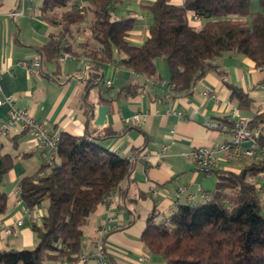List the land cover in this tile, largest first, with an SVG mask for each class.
Listing matches in <instances>:
<instances>
[{
	"label": "trees",
	"instance_id": "obj_1",
	"mask_svg": "<svg viewBox=\"0 0 264 264\" xmlns=\"http://www.w3.org/2000/svg\"><path fill=\"white\" fill-rule=\"evenodd\" d=\"M43 1L44 19L58 32L51 34L43 49L41 67L47 62L59 65L70 54L90 62L89 83L99 76L92 74L93 68L112 62L153 79L156 60L161 58L170 68L169 86L174 92L189 95L215 72L241 110L253 106L249 94L227 81L218 61L239 54L264 69V0H259L262 10L257 12L251 10L253 0H184L182 5L156 0L148 7L152 22L140 46L129 40L136 19L116 12L125 0H90L83 5L76 0ZM121 93L135 96L141 87L130 85ZM232 124L228 116L220 118L218 129L229 131ZM248 127L256 135L257 155L237 159L243 163L239 172L213 170L217 185L204 201L180 203L159 221L156 212L148 218L142 240L165 264H264V199L256 183L264 174L260 157L264 112L257 111ZM120 135L111 129L96 136L59 135L54 164L43 163L38 172L45 175L37 173L19 182V197L26 208L42 209L48 203L40 224L31 225L38 244L33 249L0 250V264H74L79 259L90 216L133 171L134 160L120 157L103 144ZM16 160L0 145V215L8 203L1 186Z\"/></svg>",
	"mask_w": 264,
	"mask_h": 264
},
{
	"label": "crops",
	"instance_id": "obj_2",
	"mask_svg": "<svg viewBox=\"0 0 264 264\" xmlns=\"http://www.w3.org/2000/svg\"><path fill=\"white\" fill-rule=\"evenodd\" d=\"M155 1L125 0L116 11L119 17L136 19L129 38L135 45H142L149 36L152 15L148 7ZM183 1L169 0L174 5H182ZM43 4V0H0V88L11 96L14 108L30 110L37 121L46 123L58 135L66 132L96 136L106 129L121 134L103 144L120 157L133 159V171L117 193L90 216L80 255L96 251L94 240L106 224L109 230L104 239L110 264H165L161 257L149 252L142 240L148 218L156 212L159 221L180 203L204 201L215 190L216 172L200 171L192 152L203 146L217 148L231 140L227 129L210 123L218 124L227 116L250 121L257 111L264 112V69L239 54L225 55L218 61L227 81L252 97L249 110L239 108L230 88L215 72L206 75L189 95L174 92L169 86L170 68L163 61H156L157 75L153 79L112 62L93 68L92 74L99 76L89 83L92 66L84 57H69L59 65L43 63L30 72L20 62H42L45 45L51 34L58 32L44 19ZM251 10H262L259 0L252 1ZM82 41L79 38L77 43ZM108 82L112 84L108 86ZM130 85L140 86L141 93L121 95ZM205 93L216 95L217 101ZM100 106H109L110 111L104 124L96 126ZM233 107H237V115ZM9 110L7 104L0 107V125L7 120ZM136 117L139 122H135ZM0 145L5 153L17 157L1 186L8 196L6 211L0 215L1 229L24 217V205L17 192L19 182L36 175L43 161L36 138L25 131L0 136ZM27 153L34 155L23 158ZM216 156L219 164L214 170L239 172L243 166L224 152ZM256 183L264 199V174ZM176 193L180 195L178 201ZM167 209L171 212L166 213ZM31 225L25 223L12 237H0V250L35 246L38 239ZM85 264L96 262L89 260Z\"/></svg>",
	"mask_w": 264,
	"mask_h": 264
},
{
	"label": "built area",
	"instance_id": "obj_3",
	"mask_svg": "<svg viewBox=\"0 0 264 264\" xmlns=\"http://www.w3.org/2000/svg\"><path fill=\"white\" fill-rule=\"evenodd\" d=\"M25 2H34L37 0H23ZM75 58L70 54H65L61 61L66 58ZM22 66L33 72L35 69L41 67V62L37 61H27L23 60L20 62ZM112 82H108L107 85L110 86ZM206 96H210L212 99L217 101V97L214 94L209 95L205 93ZM11 96L5 95L0 88V107L7 104L10 106L8 118L5 122L0 125V136L8 137L11 133L27 132L33 135L39 145V153L43 163L47 166H52L57 158L59 135L52 132L46 123L37 121L30 110L25 108H14L12 106ZM233 112L236 114L238 112L237 107H233ZM179 116H183L182 112L177 113ZM237 115V114H236ZM233 124L229 128L231 133V140L219 145L217 148L203 146L198 147L192 152V157L198 164L200 171L204 173L212 172L219 164V159L216 156L218 152H224L231 159H248L255 157L257 152L256 148V135L249 129V120L234 116L232 119ZM135 122H139L138 117H136ZM211 126L219 128L217 123H210ZM260 157L264 159V151L261 152ZM130 161H133L131 159ZM44 172L38 173V177H43ZM18 194H20V187L17 189ZM207 198V197H206ZM110 199V198H109ZM107 199L106 201H108ZM175 199L178 201L180 199L179 193L175 194ZM171 210L167 209L166 213H170ZM24 217L18 220L13 226H2L0 229V237L9 238L14 236L20 227L25 223L29 224H40L43 217L41 209L30 210L24 206L23 209ZM109 228L104 224L98 230V236L95 238L94 243L96 245V251L91 254H82L79 259L74 262V264H85L89 260H93L96 264H110L109 251L105 246V236Z\"/></svg>",
	"mask_w": 264,
	"mask_h": 264
},
{
	"label": "water",
	"instance_id": "obj_4",
	"mask_svg": "<svg viewBox=\"0 0 264 264\" xmlns=\"http://www.w3.org/2000/svg\"><path fill=\"white\" fill-rule=\"evenodd\" d=\"M110 111L109 106H100L98 107V116L95 120L96 126H102L104 122L106 121V117Z\"/></svg>",
	"mask_w": 264,
	"mask_h": 264
},
{
	"label": "rangeland",
	"instance_id": "obj_5",
	"mask_svg": "<svg viewBox=\"0 0 264 264\" xmlns=\"http://www.w3.org/2000/svg\"><path fill=\"white\" fill-rule=\"evenodd\" d=\"M73 1V0H72ZM76 1H78L81 5H83V4H85V3H87V2H89L90 0H76ZM157 62H159V61H163V63H166V61L164 60V59H157L156 60ZM47 206H48V203L47 202H45L44 204H43V207H42V212L43 213H45L46 212V209H47ZM263 215H264V210H263ZM36 239H37V237H36ZM37 241V243H36V245L38 244V240H36ZM35 245V246H36ZM35 246H32V247H29V248H27V247H24V248H22V247H20L19 249H33V248H35Z\"/></svg>",
	"mask_w": 264,
	"mask_h": 264
}]
</instances>
